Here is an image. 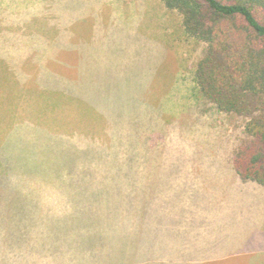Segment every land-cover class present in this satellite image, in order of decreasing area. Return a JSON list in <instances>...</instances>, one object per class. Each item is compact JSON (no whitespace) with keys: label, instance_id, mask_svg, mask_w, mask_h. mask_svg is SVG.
<instances>
[{"label":"rangeland","instance_id":"obj_1","mask_svg":"<svg viewBox=\"0 0 264 264\" xmlns=\"http://www.w3.org/2000/svg\"><path fill=\"white\" fill-rule=\"evenodd\" d=\"M143 1L134 0V12L143 8ZM5 3L7 6L0 11V260L11 258L9 254L14 253L18 259L24 254L21 258L30 264H58L59 253L53 256L50 244H56V234L72 232L74 221L65 225L57 218L66 216L64 212L72 216L75 205L71 204V198L78 194L69 181L60 178V173L63 177H76L86 171L84 168H91L89 176L83 173L89 178L84 181L91 183L86 201H79L85 204L96 192L92 183L103 178V183L110 184L109 178H104L106 171L118 174V170L109 171L111 165L118 163L123 167L129 165L125 172L120 170L119 176L125 180L119 188L129 192L136 187L139 194L149 191L157 196V202L149 209L137 208L133 231L125 227V222H109L108 215L99 220L96 216L98 223L94 224L101 229L93 221L79 227L91 234L94 231L95 236L100 233L97 238L103 240L105 247L116 246L120 251L121 246L127 249L132 243L140 249L150 246L152 256H159L161 249L154 245L159 238L166 254L200 259L217 255L216 238L236 242L264 238V194L251 193V186L263 192L264 189L242 181L233 169L234 151L239 139L245 137L244 119L221 113L203 100L198 104L193 94H188L189 88H194L192 65L202 59L206 44L186 35L179 13L168 10L171 14H167L166 22L161 20L165 26L158 32V38L163 44H159L160 49L155 47L156 56L150 59L157 66L155 74L136 85L141 100L126 101L119 93L118 100L103 101L94 92L75 96L76 86L69 77L68 84L62 80L63 91H54V86L59 85L50 83L59 70L67 76L63 67L72 59V47L76 45L70 27L96 30L97 21L91 18L94 12L103 11L97 8L101 0ZM79 3H85L86 10L89 9L88 16L82 15L87 19L80 20L76 15L75 5ZM102 3L103 9L108 6ZM110 7L116 9V3ZM123 14L129 16L127 12ZM135 16L137 21L129 32L134 30L143 35L149 29L146 24L141 27L140 15ZM16 20H21L20 24ZM63 25L69 27L71 36L65 32L62 41L65 46L58 52L53 49V27ZM27 30L34 35L33 41L38 33L42 34L50 50L43 51L44 44L27 41L30 39ZM93 34L97 35L94 31ZM154 34L157 36L155 31ZM139 37L134 38L137 43L141 39L150 45V40ZM44 72L45 83H37L43 81ZM72 78L77 81L82 76L73 73ZM93 85L99 84L93 81L90 87ZM131 133L141 143L149 139V145L133 159H125L123 146L130 144L127 142L132 139ZM117 148L121 158L116 154ZM84 150L86 154L81 152ZM143 210H149L146 218L139 214ZM96 213L100 212L95 211L94 218ZM88 217L93 219L91 213ZM22 223L27 227L23 228ZM12 225L22 226V234H29L33 244L26 235L23 243L20 236L12 237ZM76 243L75 239L69 241V253L80 263L84 254L74 250ZM214 264L221 263L214 261Z\"/></svg>","mask_w":264,"mask_h":264},{"label":"trees","instance_id":"obj_2","mask_svg":"<svg viewBox=\"0 0 264 264\" xmlns=\"http://www.w3.org/2000/svg\"><path fill=\"white\" fill-rule=\"evenodd\" d=\"M163 2L169 11L182 16L184 32L189 38L206 44L202 59L192 65L194 88H189L188 94L191 96L193 94L192 97H195L198 104L203 100L221 113L244 119L245 137L239 139L234 151L233 169L242 181L255 183L264 189V0H163ZM131 138L127 142L130 144L123 146L122 153L125 154V159H133L140 154L142 148L148 149L149 139L141 143L137 136L134 138L133 133ZM69 151L76 152L75 149ZM81 152L86 154L85 150ZM116 154L121 158L118 148ZM65 167L66 165L63 168ZM128 168L129 165L123 167L118 163L111 165L109 171L118 170L120 173V170L125 172ZM84 169L86 171L76 177L72 175L63 177L60 173V178L69 181V186L74 187V192L78 194L71 198V204L75 205L72 216L64 212L66 216L57 219L65 225L74 221V226L72 232L56 234L57 242L51 243L50 246L53 248L50 249H53V253L51 252L53 256L58 252V257H69L68 243L75 239L77 243L74 250H80L84 254V259L75 264H100L92 253L100 251L102 247L107 248L108 244L105 247L103 240L97 238L100 233L95 236L94 231L91 234L86 232L88 229L81 231L79 227L87 226L88 221H93L94 224L97 222L96 216L99 220L101 216L108 215L109 222H125L127 225L125 227L133 231L138 214L137 208L149 209L157 202V196L149 191L139 194L136 187L129 192H123L119 184L125 178L119 176V173L106 171L107 175L104 178H109L107 180L110 184L103 183V178L98 183H92L96 192L92 194L88 203H81L79 201H86V191L91 188V183L84 181L89 179L87 172H90L91 168L88 166ZM83 173L87 176L85 177ZM89 209L94 211H88ZM97 210L100 213H96L94 218ZM148 211H139V214L146 218ZM89 213L93 215L92 220L88 217ZM94 225L100 228L99 225ZM24 235L21 228L11 229V236H20L21 243L24 242ZM32 241L33 238L30 237L29 242ZM46 247L45 243V250ZM112 251L115 252V249Z\"/></svg>","mask_w":264,"mask_h":264},{"label":"crops","instance_id":"obj_3","mask_svg":"<svg viewBox=\"0 0 264 264\" xmlns=\"http://www.w3.org/2000/svg\"><path fill=\"white\" fill-rule=\"evenodd\" d=\"M6 1L8 0H4V3L0 4V11L3 10L2 6H7L5 5ZM102 2L108 4V6H105L104 9ZM137 2L141 5L139 1ZM115 3L116 9L111 8L110 5ZM134 5V0H101V3L97 5V8L99 10H103L104 12H94V16L91 18L97 21V25L94 26L96 30H93L92 27L71 26V36L70 32L68 33V30H70L69 27L64 25L60 26L59 28L53 27L55 36V45H53V49H57L59 52L60 48L65 46V43H62L64 35H66L65 32L73 37L72 41L76 44L72 47V59H69L64 67L59 64L60 67L66 69L68 72L66 74L67 76H64L63 72L61 73L59 70L58 75H56L54 77L55 79L50 82L54 85H59L54 86V91H63L65 88L60 89L62 80L64 79L65 81H63V83L68 84L69 81H67V79L69 77L70 83L76 86L74 91L75 96L81 97V95L86 96V94L92 95V92H94L97 95L98 100L104 101L108 99V101H112L113 99L118 100L119 96L116 95L122 93L121 98H124L126 101L141 100L137 95L136 85L142 84L143 79H151V77H153L155 74L157 66L155 63L153 64L150 62V59L156 56L155 47L160 49L158 46L163 44L158 38V32L163 31L165 26V23H162L161 20L166 22L167 14L171 13H169L163 0H144L143 8L141 6L138 13L134 12ZM88 10H86L85 3H79L75 5V12L77 16H80V20L88 18ZM147 11L148 13H146ZM123 12H127L129 16L123 14ZM143 12L146 14H142ZM83 14H86L87 16L84 18L82 16ZM135 14L140 15V21H142L141 27H144L146 24L145 28L149 29V31H146V33L143 35L137 34V31L134 30L133 33L129 32L131 29L130 26L135 25L134 22L137 21ZM142 15L144 18H142ZM116 17H118V19H115ZM180 20L181 25H183V20ZM11 22L16 25V23L20 24L21 20H16V23L14 21ZM90 26H93V24L91 23ZM27 31L30 34V39H27V41L36 44L45 43L44 38L41 37L42 34L36 31H31L35 34L38 33L39 35L37 40L33 41L32 39L34 35L30 33V30ZM93 31L97 35L93 34ZM154 31L156 32L157 36L154 34ZM7 32L11 33L12 31ZM11 35L18 34L13 33ZM86 35L87 38L84 40ZM154 35L156 39L153 38ZM139 36H141V38L144 40H150V42L148 41L150 45L141 39L137 43V39L135 40L134 38ZM67 37L69 38V36ZM80 37L81 39L78 42V38ZM81 41L84 44L79 45ZM152 42L155 43L154 46L152 45ZM23 46L24 44L20 46V50L23 48ZM138 46H141L144 49H139ZM41 49H43V51L50 50L49 45L46 44H44ZM41 49L39 50L41 51ZM160 51L163 53L165 52V50ZM27 53H29V51H27L25 54ZM69 56V54L66 55L67 58ZM45 62L46 59H44V64ZM73 73H77V75L80 74L82 78L75 81L72 78ZM46 78L47 75L44 72V82L39 81L37 83L44 84ZM93 81H97L99 85L97 87L95 85L90 87V84ZM95 88L96 90H94ZM128 93H131V95H128ZM255 185L260 187L257 184ZM251 188V193L264 194V192L257 187L251 186ZM22 226L23 228L27 227L26 223H22ZM22 226L12 225L11 227L20 228ZM45 227L46 226H43V228ZM262 231L264 234V226L262 227ZM224 234L228 235V233ZM215 236L218 237L216 234ZM27 237L30 238L29 236ZM250 240V242H248L249 240H241L236 242L233 240H228L227 238H225V241L216 238L214 246L215 250L218 252L217 255H213V257L211 256L210 258L202 257L200 259L194 256L186 258L181 255L172 256L166 254V247L162 245L164 243H162L159 238L154 244L156 247L161 249V254L159 256H152L153 248H150V246H143L140 249V246L138 247L132 243L129 244L127 249H125V245L121 246L120 251L116 249V246H107V248L102 247L100 251L97 250L96 252H93L92 255L97 257V261L100 264H214V261L216 263L220 262L221 264H238L236 260L243 261L244 264H264V238L261 241H254L260 240V238L252 237ZM247 242V248L244 250L243 246L246 245ZM260 242L261 244L259 245ZM111 249H115V252H113ZM99 252H101V257H99ZM9 255H11V258L0 260V264H30L21 258L24 256V254H22L19 259L14 257V253ZM72 259V255L70 253L69 257H59L60 261H56V263L75 264L76 261H71Z\"/></svg>","mask_w":264,"mask_h":264}]
</instances>
